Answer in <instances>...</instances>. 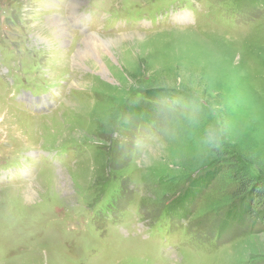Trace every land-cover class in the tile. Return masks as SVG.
Returning a JSON list of instances; mask_svg holds the SVG:
<instances>
[{
	"label": "rangeland",
	"instance_id": "1",
	"mask_svg": "<svg viewBox=\"0 0 264 264\" xmlns=\"http://www.w3.org/2000/svg\"><path fill=\"white\" fill-rule=\"evenodd\" d=\"M14 169L0 264H264V0H0Z\"/></svg>",
	"mask_w": 264,
	"mask_h": 264
},
{
	"label": "bare ground",
	"instance_id": "2",
	"mask_svg": "<svg viewBox=\"0 0 264 264\" xmlns=\"http://www.w3.org/2000/svg\"><path fill=\"white\" fill-rule=\"evenodd\" d=\"M79 1V0H78ZM72 3H74V4H72V6H74L76 9H77V7H76V1L75 2H73L72 1ZM77 6H78V4H77ZM57 14V13H56ZM178 15H181V16H184L185 18L187 17V15L186 14H183V13H181V14H178ZM178 15H176V16H178ZM51 18V17H50ZM76 18V17H75ZM74 18V19H75ZM73 19V20H74ZM177 19V18H176ZM187 20H188V17H187ZM50 21H51V19H50ZM54 25L56 26V27H58L59 28V30L58 29H56L55 27H54ZM47 30L48 31H50L49 32V34L50 35H52V37H55V38H58V40H59V38L61 37V36H63V35H61V34H63V33H65L66 32V34L67 35H69L70 34V32H69V29H67L66 28V25L64 24V21H63V19H61V18H57L56 20H52V24H50V26H47ZM61 33V34H60ZM146 37H149V36H146ZM145 36H142V35H138V34H133V35H131V36H125V37H122V38H111V37H107V38H100V36L98 37V36H90V37H88L86 40H85V42H84V44H83V46H82V48H81V50L78 52V54H77V56H76V59H77V62H80V60H87L88 59V53H89V50H98L100 47H101V44H104L105 43V41H107V40H118V41H123V40H134L133 38H135V39H138V40H140L141 42H145L143 39L144 38H146ZM66 40V39H65ZM48 42H50L49 40H48ZM58 45V44H57ZM66 46V45H65ZM54 47H56V46H54ZM61 53V52H60ZM61 55V54H60ZM76 61V60H75ZM26 115V114H25ZM34 196L36 195L35 193L33 194ZM27 198V197H26ZM30 200V199H29ZM32 201V200H31Z\"/></svg>",
	"mask_w": 264,
	"mask_h": 264
},
{
	"label": "trees",
	"instance_id": "3",
	"mask_svg": "<svg viewBox=\"0 0 264 264\" xmlns=\"http://www.w3.org/2000/svg\"><path fill=\"white\" fill-rule=\"evenodd\" d=\"M239 178V182H240V190H241V193H245V192H248V190H249V187H252L251 189H250V193H251V195L254 197V192H256V190H257V192L258 191H263V188H264V185H262V183H260V182H258V181H256V180H253V181H251V183L249 182V184L247 185V183L248 182H246L245 180H244V178H241V177H238ZM262 195H260V198L262 199V201H263V204H264V196H262ZM257 197V196H256ZM253 201H254V199H253Z\"/></svg>",
	"mask_w": 264,
	"mask_h": 264
}]
</instances>
